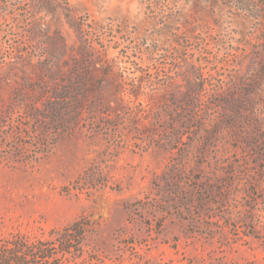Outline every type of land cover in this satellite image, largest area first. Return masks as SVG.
Segmentation results:
<instances>
[{
    "label": "rangeland",
    "instance_id": "rangeland-1",
    "mask_svg": "<svg viewBox=\"0 0 264 264\" xmlns=\"http://www.w3.org/2000/svg\"><path fill=\"white\" fill-rule=\"evenodd\" d=\"M0 264H264V0H0Z\"/></svg>",
    "mask_w": 264,
    "mask_h": 264
}]
</instances>
